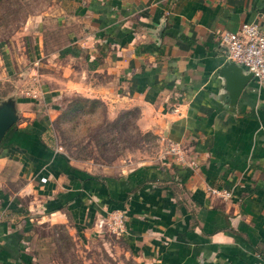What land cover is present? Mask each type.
<instances>
[{
	"label": "crops",
	"instance_id": "crops-1",
	"mask_svg": "<svg viewBox=\"0 0 264 264\" xmlns=\"http://www.w3.org/2000/svg\"><path fill=\"white\" fill-rule=\"evenodd\" d=\"M244 24L264 27V0H55L31 68L0 88L17 117L0 143V264H40L38 226L85 240L115 213L138 264H264V83L234 112L218 75L219 35ZM65 95L137 109L175 152L90 177L52 135Z\"/></svg>",
	"mask_w": 264,
	"mask_h": 264
},
{
	"label": "rangeland",
	"instance_id": "rangeland-1",
	"mask_svg": "<svg viewBox=\"0 0 264 264\" xmlns=\"http://www.w3.org/2000/svg\"><path fill=\"white\" fill-rule=\"evenodd\" d=\"M54 4L55 0H0L2 91L9 89L7 83L17 87L19 75L31 68L30 59L37 55V19ZM139 116L137 109L111 110L99 99L65 95L59 100L52 135L56 146L94 178L115 166L157 162L170 150L159 136L140 130ZM34 232L40 264H138L124 234L108 223L102 235L93 232L85 240L71 236L67 226L46 224Z\"/></svg>",
	"mask_w": 264,
	"mask_h": 264
},
{
	"label": "built area",
	"instance_id": "built-area-1",
	"mask_svg": "<svg viewBox=\"0 0 264 264\" xmlns=\"http://www.w3.org/2000/svg\"><path fill=\"white\" fill-rule=\"evenodd\" d=\"M219 40L226 49L228 62L241 66L246 72L252 73L258 82L264 83V27L244 24L237 32L221 33ZM172 146L170 150L175 152L176 149ZM42 182L46 180L42 179ZM214 193L223 199L232 197L229 191H214ZM115 214L107 222L109 227L116 233H125L122 216Z\"/></svg>",
	"mask_w": 264,
	"mask_h": 264
},
{
	"label": "water",
	"instance_id": "water-1",
	"mask_svg": "<svg viewBox=\"0 0 264 264\" xmlns=\"http://www.w3.org/2000/svg\"><path fill=\"white\" fill-rule=\"evenodd\" d=\"M218 75L224 80L225 98L229 99V107L235 112L241 95L254 80V75L233 62L225 63ZM16 121L17 117L11 108L0 109V143Z\"/></svg>",
	"mask_w": 264,
	"mask_h": 264
}]
</instances>
